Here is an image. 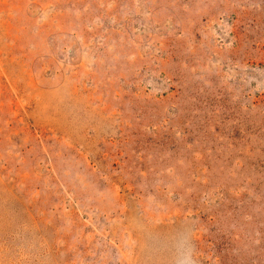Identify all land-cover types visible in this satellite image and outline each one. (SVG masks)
<instances>
[{"label":"rangeland","instance_id":"1","mask_svg":"<svg viewBox=\"0 0 264 264\" xmlns=\"http://www.w3.org/2000/svg\"><path fill=\"white\" fill-rule=\"evenodd\" d=\"M0 264H264V0H0Z\"/></svg>","mask_w":264,"mask_h":264}]
</instances>
